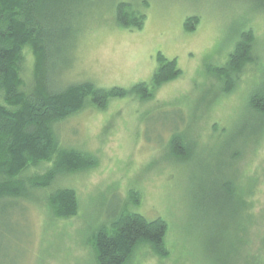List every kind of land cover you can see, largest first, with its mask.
Segmentation results:
<instances>
[{"label":"rangeland","instance_id":"obj_1","mask_svg":"<svg viewBox=\"0 0 264 264\" xmlns=\"http://www.w3.org/2000/svg\"><path fill=\"white\" fill-rule=\"evenodd\" d=\"M142 1L140 8L145 6ZM145 1L146 17L139 29L116 23L118 0H63L52 8L54 26L72 28L71 36L51 47L47 64L53 83L129 88L151 80L159 53L175 58L181 75L157 87L149 99L114 97L104 109L85 103L56 125L65 146L97 158L93 167L62 178L61 185L76 190L79 211L68 219H52L43 201L25 202L22 214H10L14 227L0 243V264H91L87 232L102 220L98 206L109 197V203L127 201L131 190L138 194L139 204L132 205L136 211L148 219L161 216L169 225V256L146 263L192 264L185 256L184 232L179 231L193 213L189 188L201 163L212 169L223 166L228 145L232 147L237 131L250 123L247 91L255 74V68L246 67L238 86L226 93L211 68L226 61L236 25L251 29L264 42V12L254 0ZM195 16L199 20L194 29L186 31V19ZM24 56L23 76L29 79L34 59L29 49ZM173 133L195 141V153L188 160L168 157L167 141ZM262 134L239 161L242 189L255 184L250 200L257 215L252 228L256 246L264 244ZM49 166L41 163L33 171L41 174Z\"/></svg>","mask_w":264,"mask_h":264},{"label":"trees","instance_id":"obj_2","mask_svg":"<svg viewBox=\"0 0 264 264\" xmlns=\"http://www.w3.org/2000/svg\"><path fill=\"white\" fill-rule=\"evenodd\" d=\"M62 1L0 0V243L14 227L10 214H22L26 203L43 201L52 219H68L79 211L76 190L61 185L62 178L93 167L97 158L84 149L65 146L56 130L58 123L85 103L104 109L114 97L149 99L157 87L181 75L177 60L159 53L151 80L129 88H103L91 82L53 83L47 64L51 47L71 36L72 30L68 25L53 24L51 10ZM78 1L85 0L72 3ZM141 1L118 0L114 6L116 23L124 28H141L146 17L143 8L147 7L143 0L145 6L140 8ZM254 3L264 12V0ZM198 20L188 17L185 30L194 29ZM231 36V52L223 65L211 68V73L220 80L222 90L230 93L245 68H255L247 91L250 123L237 131L232 147L228 145L223 166L212 169L201 163L199 174L191 182L188 196L193 213L179 231L184 232L182 238L188 244L185 256L192 264H264V244L261 241L256 246L252 238L257 215L250 198L255 184L244 191L238 181L241 157L264 132V42L240 24ZM25 49L34 59L29 79L23 76ZM194 147L195 141L173 133L167 141L168 157L186 161L195 153ZM41 163L50 166L38 174L33 169ZM131 191L127 201L109 203V197L98 206L102 220L87 232L91 264H151L146 260L169 256L167 220L161 216L148 219L136 211L132 205L139 204L138 194Z\"/></svg>","mask_w":264,"mask_h":264}]
</instances>
